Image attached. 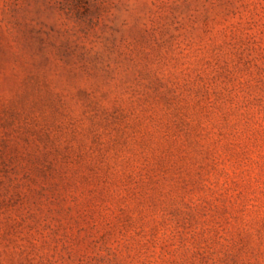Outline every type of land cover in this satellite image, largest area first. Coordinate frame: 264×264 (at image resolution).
Returning <instances> with one entry per match:
<instances>
[{"label":"rangeland","instance_id":"obj_1","mask_svg":"<svg viewBox=\"0 0 264 264\" xmlns=\"http://www.w3.org/2000/svg\"><path fill=\"white\" fill-rule=\"evenodd\" d=\"M0 264H264V0H0Z\"/></svg>","mask_w":264,"mask_h":264}]
</instances>
